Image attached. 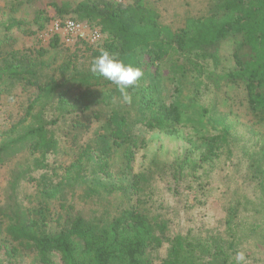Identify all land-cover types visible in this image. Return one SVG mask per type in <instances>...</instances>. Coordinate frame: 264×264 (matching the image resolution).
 <instances>
[{"label":"trees","instance_id":"trees-1","mask_svg":"<svg viewBox=\"0 0 264 264\" xmlns=\"http://www.w3.org/2000/svg\"><path fill=\"white\" fill-rule=\"evenodd\" d=\"M23 4L18 1L0 10L5 40L11 38L12 28L34 34L45 22L64 20L70 14L95 27L103 37L98 44L82 41L84 50L77 53L62 48L55 35L48 48L11 50L2 58L0 100L15 85L35 88L24 116L0 129V164L15 161L7 182L12 209L0 207L2 232L9 243L6 260L17 264L32 256L36 264H55L52 256L56 254L61 264H151V254L167 242L162 264H236L230 249L238 235L241 203L227 207L225 228L219 236L172 235L169 222L154 206L152 190L146 188L148 174L131 175L130 171L138 151L147 146L138 125L172 133L184 124L180 107L159 95L161 63L180 56L197 72L208 64L217 66L220 42L230 33L241 34L242 40L234 52L235 67L225 79L244 83L250 111L264 120V0H218L207 13L188 17L176 29L163 24L158 6L150 0H54L38 9L29 22L18 15ZM104 50L142 69L144 75L129 89L131 103L124 101L116 85L91 71L94 58ZM94 120L101 123L95 145L84 147L69 164L55 159L49 163V156L58 155L63 143L80 138ZM227 143L225 130L203 136L195 147L202 149L200 160H185L196 167L218 157ZM39 169H51L61 179L53 184L43 176L40 195L45 198L21 207L14 197L17 187ZM179 169L174 171L177 179ZM88 171L122 182L123 175H131L124 187L132 203L114 213L103 206V211L91 210L90 216L66 204L55 212L49 199L65 198L62 191L73 190L77 180L85 182ZM102 186L109 193L124 189L117 184ZM54 216L59 228L51 233L48 227Z\"/></svg>","mask_w":264,"mask_h":264},{"label":"rangeland","instance_id":"rangeland-1","mask_svg":"<svg viewBox=\"0 0 264 264\" xmlns=\"http://www.w3.org/2000/svg\"><path fill=\"white\" fill-rule=\"evenodd\" d=\"M18 1L24 2L18 15L22 14L25 21L29 22L33 20L38 9L54 0H0V10ZM150 1L158 6L163 24L176 29L183 26L188 17L207 13L210 5L218 0ZM73 16L74 14H70L66 18L73 19ZM53 21L45 22L43 28L34 34L12 28L11 38L8 40H5L4 29L1 28L0 64L3 63L5 53L11 50L27 52L41 47L48 48L56 35L52 31ZM83 23L95 28L89 23ZM57 36L61 47L70 52L78 53L84 50L82 41L87 42L78 38L72 43H67L62 35ZM241 40L242 35L239 33L227 35L220 42L219 64L217 66L208 64L203 72L190 69L189 64L181 60L183 57L180 56H173L161 63L162 72L157 80L159 95L180 107L184 124L177 126L172 133L148 130L138 125V131L147 140V146L138 151L130 174H148L149 182L146 188L152 190L154 206L169 222L172 235L191 234L203 239L219 236L225 228L227 207L231 203H241L236 220L239 225L238 235L230 252L233 258L238 252H244L246 264H264V174L261 173L264 171V120L250 111L244 83L225 79V75L235 67L234 52ZM82 61L87 64L89 58ZM173 64L186 65L170 69V65ZM152 70L153 67L149 68L150 72ZM34 91V87L24 89L21 85H15L2 95L0 129L8 128L12 122L24 116L28 100ZM100 125L99 121L94 120L80 138L63 143L62 151L58 155L48 157L49 163L53 159L66 164L71 163L84 147L95 145ZM223 130L228 134V143L218 157L203 161L196 167L192 166L193 163L189 165L186 162V157L192 162L200 160L202 149L195 147L196 144L200 145L203 136ZM20 157L22 160L25 158L24 155ZM14 163L15 161L0 164V207L9 206L12 209L7 182L15 169ZM176 167L182 175L178 179L174 176ZM120 168L119 166L115 170ZM131 175H123L126 178L122 182L88 171L85 182L77 180L73 190L65 188L62 191L61 194L65 198L49 199L48 204L55 212H58L60 204H66L69 209L80 210L86 216L91 215V210L103 211L101 209L103 206H107L106 209L114 213L117 208L132 203L129 197L131 194L125 190L130 183ZM30 176V179L19 184L17 196L14 195L15 201L17 200L21 207L33 206L45 196L40 195L43 176L53 184L61 179L58 174L53 175L51 169L32 171ZM104 184L125 187L109 193L102 186ZM99 200L102 201L98 205L96 203ZM2 220L0 217V260L1 264H11L4 255L5 247L9 246V243L2 232ZM58 228L59 224L54 216L48 230L53 233ZM168 248L169 243L165 242L154 251L151 254L153 258L151 264H162ZM52 257L55 264H61L58 255L54 254ZM17 264L36 262L32 256H27Z\"/></svg>","mask_w":264,"mask_h":264},{"label":"clouds","instance_id":"clouds-1","mask_svg":"<svg viewBox=\"0 0 264 264\" xmlns=\"http://www.w3.org/2000/svg\"><path fill=\"white\" fill-rule=\"evenodd\" d=\"M91 71L116 85L124 101L128 103H131L132 100L129 89L136 86L144 75L140 67L126 63L106 50L94 58ZM235 260L236 264H246L245 253L238 252Z\"/></svg>","mask_w":264,"mask_h":264},{"label":"built area","instance_id":"built-area-1","mask_svg":"<svg viewBox=\"0 0 264 264\" xmlns=\"http://www.w3.org/2000/svg\"><path fill=\"white\" fill-rule=\"evenodd\" d=\"M52 31L56 35H62L67 43H72L79 38L91 44H98L103 37L96 28H91L87 24L72 18L55 19L52 23Z\"/></svg>","mask_w":264,"mask_h":264}]
</instances>
